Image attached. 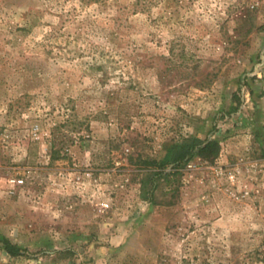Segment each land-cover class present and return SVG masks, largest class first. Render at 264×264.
Instances as JSON below:
<instances>
[{"label": "rangeland", "instance_id": "374dc122", "mask_svg": "<svg viewBox=\"0 0 264 264\" xmlns=\"http://www.w3.org/2000/svg\"><path fill=\"white\" fill-rule=\"evenodd\" d=\"M0 264H264V0H0Z\"/></svg>", "mask_w": 264, "mask_h": 264}, {"label": "trees", "instance_id": "16d2710c", "mask_svg": "<svg viewBox=\"0 0 264 264\" xmlns=\"http://www.w3.org/2000/svg\"><path fill=\"white\" fill-rule=\"evenodd\" d=\"M219 150V145L216 142L202 141L196 138H186L180 144L173 145L168 163L150 162L149 168L145 171V177L141 180V197L149 202H156V191L161 190L164 183L168 185L170 182L176 181L175 179L180 176L178 169L183 164H187L195 157L203 162L212 163L217 158ZM167 164L174 165V168L167 171ZM1 244L2 249L10 257L20 255V250L16 245L7 240L1 241Z\"/></svg>", "mask_w": 264, "mask_h": 264}, {"label": "built area", "instance_id": "2783aa9c", "mask_svg": "<svg viewBox=\"0 0 264 264\" xmlns=\"http://www.w3.org/2000/svg\"><path fill=\"white\" fill-rule=\"evenodd\" d=\"M7 185L9 186V188H14L17 184H20L21 182L16 180V179H8L7 181Z\"/></svg>", "mask_w": 264, "mask_h": 264}]
</instances>
